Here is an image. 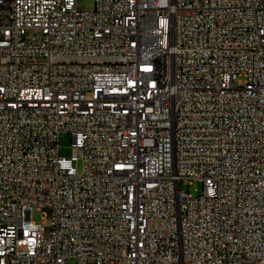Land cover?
Returning a JSON list of instances; mask_svg holds the SVG:
<instances>
[{
	"label": "built area",
	"instance_id": "built-area-1",
	"mask_svg": "<svg viewBox=\"0 0 264 264\" xmlns=\"http://www.w3.org/2000/svg\"><path fill=\"white\" fill-rule=\"evenodd\" d=\"M71 262L264 264V0H0V264Z\"/></svg>",
	"mask_w": 264,
	"mask_h": 264
},
{
	"label": "rangeland",
	"instance_id": "rangeland-1",
	"mask_svg": "<svg viewBox=\"0 0 264 264\" xmlns=\"http://www.w3.org/2000/svg\"><path fill=\"white\" fill-rule=\"evenodd\" d=\"M78 9L81 11H92L95 7V0H77ZM72 140L70 135L64 134L61 136L60 139V155L63 157H70L72 154ZM79 173L83 170V162L80 159L79 163L77 164ZM203 185L201 182L195 181L191 184L182 183L181 185V191L184 193L191 194L192 196H198L202 192ZM50 214V211L48 209L39 211L34 210L33 211V219L38 223H44L45 218ZM49 223L45 224V228H49ZM70 264H74L71 262Z\"/></svg>",
	"mask_w": 264,
	"mask_h": 264
}]
</instances>
